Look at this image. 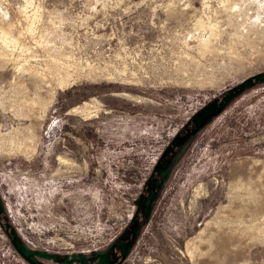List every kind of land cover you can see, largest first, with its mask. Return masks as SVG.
Segmentation results:
<instances>
[{
	"label": "rangeland",
	"instance_id": "374dc122",
	"mask_svg": "<svg viewBox=\"0 0 264 264\" xmlns=\"http://www.w3.org/2000/svg\"><path fill=\"white\" fill-rule=\"evenodd\" d=\"M262 72L264 0H0V264H264V81L164 155Z\"/></svg>",
	"mask_w": 264,
	"mask_h": 264
},
{
	"label": "water",
	"instance_id": "95a60500",
	"mask_svg": "<svg viewBox=\"0 0 264 264\" xmlns=\"http://www.w3.org/2000/svg\"><path fill=\"white\" fill-rule=\"evenodd\" d=\"M264 81V72L255 74L241 83L237 84L236 86L230 88L225 94L221 97V99H215L213 102H211L209 105L204 107L200 113L198 114V117L195 118V127L192 128V130L185 135L184 137L177 138L174 140L171 146L167 147L164 151V155L169 154L174 146L182 144L186 139H188L190 136L194 135L202 126L203 124L209 120L210 117L214 116L216 113H218L221 106L224 104H227L230 102L233 98L241 94L245 89H247L249 86L253 85L255 81ZM169 163H167L168 165ZM157 169V168H156ZM155 197V193H151L148 196V202L151 203ZM5 227H8V224H5ZM7 231V229H6ZM12 244L16 251L29 263L31 264H39L35 258V255H42L41 251L38 250H28L24 245L20 244L15 238L12 239ZM130 248V243H126L124 245L123 254L124 256L127 255ZM108 253H106L100 264L107 263L108 260ZM113 264V263H110Z\"/></svg>",
	"mask_w": 264,
	"mask_h": 264
},
{
	"label": "bare ground",
	"instance_id": "6f19581e",
	"mask_svg": "<svg viewBox=\"0 0 264 264\" xmlns=\"http://www.w3.org/2000/svg\"><path fill=\"white\" fill-rule=\"evenodd\" d=\"M215 29H213V31H214ZM75 110H78V109H75ZM24 150V148L22 147V151ZM218 252V251H217ZM217 254V253H216Z\"/></svg>",
	"mask_w": 264,
	"mask_h": 264
}]
</instances>
